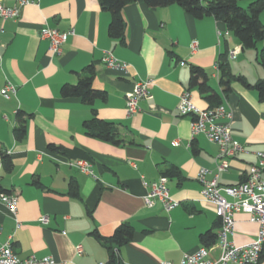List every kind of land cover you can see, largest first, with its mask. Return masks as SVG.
<instances>
[{"label": "crops", "instance_id": "crops-1", "mask_svg": "<svg viewBox=\"0 0 264 264\" xmlns=\"http://www.w3.org/2000/svg\"><path fill=\"white\" fill-rule=\"evenodd\" d=\"M0 1L14 7L20 0ZM27 1L18 20L0 18V185L18 196L20 222L17 227L0 202V244L11 242L21 258L107 264L108 252L94 232L111 237L119 226L129 224L134 236L120 250L124 264H181L185 254L204 245V236L218 235L216 209L202 199L199 174L207 169V179L213 180L223 160L218 158L219 146L204 135L192 138V117L179 114L180 98L189 91L199 108H210L199 88L191 86L192 67L205 70L208 85L233 111V139L247 150L225 159L228 168L219 174L218 184L244 182L257 163L256 153H264V102L240 82H233L232 91L225 94L216 65L222 54L240 48L238 57L229 59L231 71L254 85L264 79L258 50L243 51L223 22L214 17L197 20L176 5L126 6L125 37L116 40L109 35L112 16L99 0ZM255 1L239 4L247 9ZM260 20L264 24V11ZM46 27L74 29L60 55L52 56L49 42L41 38ZM193 41L198 42L195 53ZM104 52H112L128 70L105 66ZM90 66L96 73L93 87L106 93L105 100L90 106L79 98H64L63 86L86 78ZM145 80L153 81L152 98L142 100L141 111L130 116L126 96L136 82ZM7 83L18 89L9 99L1 95ZM19 113L26 123L21 141L14 135ZM94 117L114 124L119 144L87 134L85 124ZM52 145L59 151H52ZM2 155L11 158L10 170ZM78 160L88 161L93 175L76 168ZM161 177L168 179L171 197L180 203L170 213L159 201L152 207L144 202L143 181L153 183ZM72 184L76 195L71 194ZM42 216L49 217L47 225L40 222ZM235 221L233 244L246 246L257 239L259 224L248 214H236ZM211 251L216 258V243ZM259 264H264V255Z\"/></svg>", "mask_w": 264, "mask_h": 264}, {"label": "built area", "instance_id": "built-area-1", "mask_svg": "<svg viewBox=\"0 0 264 264\" xmlns=\"http://www.w3.org/2000/svg\"><path fill=\"white\" fill-rule=\"evenodd\" d=\"M202 2L206 0H200ZM27 0H20L14 7H6L0 1V18L3 20H18L23 7L29 5ZM74 29L67 32H61L57 29L46 27L41 31V38L49 42V52L52 56L60 55L63 45L70 36H74ZM198 49V42L193 41L191 50L195 53ZM240 54V48L231 49L228 53L230 59L235 60ZM102 62L105 66L113 70L126 72L128 66L115 58L112 52H104ZM218 72V65H216ZM152 80L138 81L134 84L132 92L126 96V110L128 115L132 116L141 111L140 102L145 99H151L152 95L149 87ZM17 87L7 83L1 91V95L9 99L17 94ZM178 112L181 116H191L192 138L204 135L211 143L220 148L218 158L222 163L217 166V176L213 180L207 179L210 173L207 169H202L199 174V181L202 185L201 196L205 202L211 203L215 209L220 222L216 245L219 254L216 258L212 256L211 247L203 245L197 251L185 254L181 264H259L264 250V153L258 152L257 163L250 169L247 179L237 185L223 186L219 185L217 178L219 174L228 168L225 159L236 157L239 154L246 153L247 150L241 143L232 137V125L234 115L232 109L226 105L215 108L201 109L192 99L189 91L182 94L178 105ZM178 145V142H174ZM75 167L81 172L93 175L91 164L85 160H78L74 163ZM147 188L144 198L145 205L152 207L155 202L163 204L164 210L170 213L176 209L180 203L175 201L170 194L168 179L161 177L158 181L148 183L143 181ZM0 202L4 204L9 214L16 220L17 227H20L18 220L19 198L12 194H1ZM246 213L250 216L252 222L259 224V233L257 239L246 246H236L230 240L235 231V215ZM40 222L43 225L49 223L48 216H42ZM0 226V234H1ZM77 253H83L81 246L77 247ZM0 264H58L52 257L37 258L30 256L21 258L13 248L11 242L0 244ZM161 264H172L171 262H162Z\"/></svg>", "mask_w": 264, "mask_h": 264}, {"label": "trees", "instance_id": "trees-1", "mask_svg": "<svg viewBox=\"0 0 264 264\" xmlns=\"http://www.w3.org/2000/svg\"><path fill=\"white\" fill-rule=\"evenodd\" d=\"M99 2L102 9L112 16L109 35L116 40H124L126 26L123 10L131 4L143 3L153 9L176 5L197 20L205 17H214L217 21L223 22L228 31L238 39L243 51L258 50L257 62L264 69V47L259 49V45L264 41V24L260 20V14L264 11V0L253 2L247 9L240 6L239 0H206L204 2L200 0H99ZM228 53L222 54L217 63L220 85L224 89V93L229 94L232 91L233 82H240L245 87L255 90L259 100L264 102V79L251 85L244 77L234 75L231 71ZM86 72L88 73L86 78L81 79L76 85H64L61 93L64 98H79L85 104L93 106L96 101L105 100L106 93L93 87L96 74L95 67H88ZM208 81L209 78L205 70L199 67H192L191 86L199 88L201 94L205 96L211 105L210 108L221 106L223 101L220 95L208 85ZM93 111L95 112V110ZM23 116V113L18 114V126L14 133L18 141L23 140L26 136V123ZM85 126L87 134L91 137L114 144L120 143L115 138L117 130L113 123L101 121L94 117ZM50 149L54 152L59 151V148L53 145L50 146ZM0 154H2L1 149ZM2 158L5 169L10 170L12 168L11 158L6 155H2ZM1 194L8 195L9 193L0 185ZM71 194H77L75 184H72ZM94 236L108 252L109 259L107 264H124L120 256V250L133 240L134 229L132 226L122 224L111 237H102L97 231L94 232ZM217 237L218 235L216 234L208 233L203 237L204 245L211 247L216 243Z\"/></svg>", "mask_w": 264, "mask_h": 264}, {"label": "rangeland", "instance_id": "rangeland-1", "mask_svg": "<svg viewBox=\"0 0 264 264\" xmlns=\"http://www.w3.org/2000/svg\"><path fill=\"white\" fill-rule=\"evenodd\" d=\"M250 52H253V50H250ZM234 61L231 62V64L233 65Z\"/></svg>", "mask_w": 264, "mask_h": 264}]
</instances>
